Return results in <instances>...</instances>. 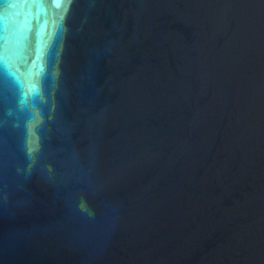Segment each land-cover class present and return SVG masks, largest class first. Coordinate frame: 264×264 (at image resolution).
<instances>
[{
  "label": "water",
  "instance_id": "obj_1",
  "mask_svg": "<svg viewBox=\"0 0 264 264\" xmlns=\"http://www.w3.org/2000/svg\"><path fill=\"white\" fill-rule=\"evenodd\" d=\"M0 264H264V0H0Z\"/></svg>",
  "mask_w": 264,
  "mask_h": 264
}]
</instances>
